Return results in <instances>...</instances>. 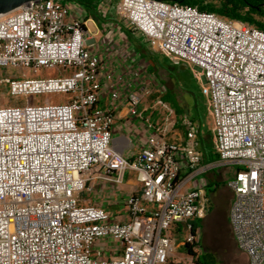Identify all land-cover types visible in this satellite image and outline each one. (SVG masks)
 Wrapping results in <instances>:
<instances>
[{"label":"built area","instance_id":"2783aa9c","mask_svg":"<svg viewBox=\"0 0 264 264\" xmlns=\"http://www.w3.org/2000/svg\"><path fill=\"white\" fill-rule=\"evenodd\" d=\"M117 5L154 51L201 82L218 160L203 162L185 114V139L166 138L176 111L160 97L167 123L152 126L132 159L113 149L116 106L101 96L124 97L129 114L143 118L145 97L159 88L146 70L128 76L106 66L94 51L99 29L78 0H30L2 13L0 67L18 71L0 78L10 95L67 98L0 106V264L176 263L175 249L199 236L191 221L208 209L204 176L230 166L233 238L248 264H264V30L163 0ZM96 167L114 185L137 172L141 190L126 197V217L83 201Z\"/></svg>","mask_w":264,"mask_h":264},{"label":"crops","instance_id":"0c3cea01","mask_svg":"<svg viewBox=\"0 0 264 264\" xmlns=\"http://www.w3.org/2000/svg\"><path fill=\"white\" fill-rule=\"evenodd\" d=\"M118 1L100 0L102 5L101 19L96 20L95 17L89 15L91 19L89 21V28L92 30L99 29L95 35L98 46L94 48V51L101 55L108 68L114 71H125L128 76H130L132 69L136 67L131 58L133 52H138L142 58L148 61L146 72L154 80V87L158 86L161 93L164 94L167 89L157 80L156 74L166 71L172 77L166 64V61L169 59L164 54L154 51L143 34L135 31L132 27H128L119 20V16L115 12V5ZM159 56L163 57L165 63L160 61ZM129 89H132V87ZM168 94L167 92L166 95ZM145 99L142 105L143 118L134 117L129 114L128 103L124 97L115 104L109 93L105 92L100 99V103L104 106H116L114 110L116 120L112 130V147L128 159L134 158L141 150L152 126L156 127L160 124L159 120L155 117L152 107L144 105ZM193 121L195 123V120ZM199 122L200 124L195 123L198 128V147L202 153L210 154L211 151L208 148L206 138L209 127L205 124V121ZM210 129L212 130V126ZM184 139L185 132L183 136L174 141ZM213 139L212 131V141ZM102 171L100 167H96L87 173L89 178L88 183L93 186V190L83 194V201L102 206L114 216L126 217V197L132 192L139 193L141 190V181L137 172L127 169L123 182L114 185L101 177Z\"/></svg>","mask_w":264,"mask_h":264},{"label":"rangeland","instance_id":"374dc122","mask_svg":"<svg viewBox=\"0 0 264 264\" xmlns=\"http://www.w3.org/2000/svg\"><path fill=\"white\" fill-rule=\"evenodd\" d=\"M214 3L218 5L220 0H214ZM115 12L122 23L130 28L132 27L128 24L126 17L123 14V10L117 4L115 5ZM95 19L98 20L96 17ZM131 58L137 68L144 71L148 69V61L142 58L138 52H133ZM159 59L162 63H165L162 56H159ZM166 64L172 77H170L166 71H162L163 73L160 72L159 74H156V78L161 82L162 86L167 89V91L163 94L158 89L153 90L152 94L145 99L144 105L152 107L155 117L159 120L160 124L167 123V113L163 106L156 104L157 98H162L172 107L176 106L180 108V113L175 112V125L172 128L170 127L171 129L166 132V138L170 141L177 140L180 136H183L185 132L180 117L183 114H186L190 119L195 120L196 124H200L199 121H205V124L209 127V132L206 133L207 145L210 151L214 153L212 130L210 129L212 121L207 110V100L201 93V82L194 77L193 73L190 71L189 65L182 64L180 66H174L169 60L166 61ZM17 74L18 71L13 68L0 67V78ZM40 74H55V72L42 70L40 71ZM167 92L169 93L168 95H166ZM48 97H51L54 102L66 99V95L62 93L29 95L16 98L10 95L7 84L0 81V106L25 103L27 101L43 103ZM233 172L234 167L232 166L215 167L211 172L204 176V180L207 184L211 180L220 181L221 184L211 193H209L206 188L208 209L203 217L200 218L199 231L200 244L216 254L218 259L217 264H248L247 256L244 252L238 249L230 225L227 222L232 199V191L227 187V182ZM173 257L176 262L181 264H193V259L187 257V254L182 249V244L175 249Z\"/></svg>","mask_w":264,"mask_h":264},{"label":"trees","instance_id":"16d2710c","mask_svg":"<svg viewBox=\"0 0 264 264\" xmlns=\"http://www.w3.org/2000/svg\"><path fill=\"white\" fill-rule=\"evenodd\" d=\"M86 9L90 16L101 19V12L99 9L100 0H78ZM170 3H180L184 5L195 6L202 11H212L221 17L229 20H239L254 25L264 30V10L260 8V0H220L217 5L214 0H163ZM254 4V5H253ZM250 5L252 7H250ZM259 7V8H256ZM176 113H180V108L174 106ZM218 160V155L214 152L210 154L203 153V162L210 163ZM221 185L220 181L211 180L207 185L209 193L215 191L214 189ZM232 201V199H231ZM227 222L230 225L229 217ZM200 219L192 220L193 233L200 229ZM231 228V226H230ZM197 246L198 250L194 247ZM183 250L187 253V257L193 259V264H217L218 259L216 254L210 249L204 247L199 242V236L195 239L193 244L186 243ZM172 264H181L179 262Z\"/></svg>","mask_w":264,"mask_h":264},{"label":"water","instance_id":"95a60500","mask_svg":"<svg viewBox=\"0 0 264 264\" xmlns=\"http://www.w3.org/2000/svg\"><path fill=\"white\" fill-rule=\"evenodd\" d=\"M28 1L30 0H0V14L12 11L24 5Z\"/></svg>","mask_w":264,"mask_h":264},{"label":"flooded vegetation","instance_id":"af4514ba","mask_svg":"<svg viewBox=\"0 0 264 264\" xmlns=\"http://www.w3.org/2000/svg\"><path fill=\"white\" fill-rule=\"evenodd\" d=\"M258 3H260V5H261L260 8H262L264 10V0H260ZM250 7H252V6L250 5Z\"/></svg>","mask_w":264,"mask_h":264}]
</instances>
